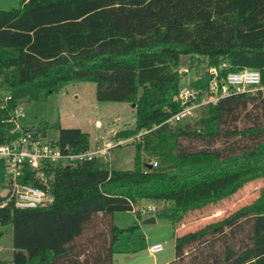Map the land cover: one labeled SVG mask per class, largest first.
Segmentation results:
<instances>
[{
	"label": "trees",
	"instance_id": "16d2710c",
	"mask_svg": "<svg viewBox=\"0 0 264 264\" xmlns=\"http://www.w3.org/2000/svg\"><path fill=\"white\" fill-rule=\"evenodd\" d=\"M185 55L208 65L187 84L178 70ZM212 66L221 77L258 69L261 88L166 122L184 87L205 94ZM78 81L95 82L99 101L135 105V127L115 134L135 138L134 166L115 170L95 157L28 169L24 179L54 199L18 208L0 193V223L15 226L9 264H114L115 245L140 227L144 202L174 224L170 264H264V0H21L0 10V127L12 126L3 117L24 100L44 101ZM37 128L57 130L55 141L75 152L91 147L80 128ZM8 140L0 132V144ZM260 180L256 198L221 215ZM125 209L135 210L134 226L116 225ZM185 227L198 228L179 233ZM26 233L36 241L20 243Z\"/></svg>",
	"mask_w": 264,
	"mask_h": 264
},
{
	"label": "rangeland",
	"instance_id": "374dc122",
	"mask_svg": "<svg viewBox=\"0 0 264 264\" xmlns=\"http://www.w3.org/2000/svg\"><path fill=\"white\" fill-rule=\"evenodd\" d=\"M21 0H0V10L19 9ZM207 62L202 58L192 59L190 56H182L178 70L185 77L184 84L199 76L207 69ZM209 70V69H208ZM4 93H0L3 95ZM21 108L26 117L20 120L22 126L38 127L45 122L50 125L57 122L65 128H80L90 135L91 148L97 145L105 146L111 142L114 147L103 159L115 170H129L134 166V145L132 140L119 144L115 138L116 132L122 129H132L136 125L135 105L127 102L99 101L96 97V83L92 81H78L66 83L58 92L50 95L44 101L24 100ZM201 114V113H200ZM199 114V116H200ZM198 116V117H199ZM6 120V117H3ZM96 121L102 126L96 127ZM193 121V120H192ZM0 132L9 133L6 128L0 127ZM20 131L14 134L17 137ZM55 139L57 130H50L47 134ZM263 181H254L246 185L231 200L227 202L221 215L251 202L259 194V188ZM0 193H7L5 169L0 166ZM152 203L144 202L142 210ZM154 216L152 212H143L139 222L135 210L125 209L115 212V223L120 227L134 226L139 222L140 227L133 232H125L115 245V264H170L175 259V227L168 218H157L156 222H144ZM198 227H185L179 231L184 233ZM14 224L2 225L0 223V259L9 264L14 253L15 239ZM27 234V233H26ZM35 236L23 235L20 243L30 244L35 242ZM161 243L163 250L152 253L150 246Z\"/></svg>",
	"mask_w": 264,
	"mask_h": 264
},
{
	"label": "built area",
	"instance_id": "2783aa9c",
	"mask_svg": "<svg viewBox=\"0 0 264 264\" xmlns=\"http://www.w3.org/2000/svg\"><path fill=\"white\" fill-rule=\"evenodd\" d=\"M224 62L221 67L226 66ZM212 78L208 89L201 97L200 90L184 87L176 96L180 110L172 115L166 122L175 123L184 118L194 119L199 116L205 106L217 104L221 99L237 93H254L261 88V73L255 68H244L238 71L229 72L225 77H221L216 66L209 68ZM11 99V95L6 100ZM22 103V102H21ZM21 103L6 116L5 122L12 125L9 130V140L0 144V166L5 169L7 199L12 201L18 208H35L46 205L53 201V194L24 179L28 169L40 170L47 164L59 166H76L85 160L95 157H105L112 147L111 142L105 146L97 145L84 151H73L70 144L61 145L43 134L37 127L22 126L20 120L26 117V113L21 108ZM96 127H101L100 121H96ZM20 134L15 137V132ZM135 140L134 137L119 140V144ZM157 166V162L153 163ZM155 206H149L141 210L142 212H154ZM152 253L163 250L161 243L150 246Z\"/></svg>",
	"mask_w": 264,
	"mask_h": 264
},
{
	"label": "water",
	"instance_id": "95a60500",
	"mask_svg": "<svg viewBox=\"0 0 264 264\" xmlns=\"http://www.w3.org/2000/svg\"><path fill=\"white\" fill-rule=\"evenodd\" d=\"M156 216H151L150 218L146 219L144 222H155Z\"/></svg>",
	"mask_w": 264,
	"mask_h": 264
},
{
	"label": "crops",
	"instance_id": "0c3cea01",
	"mask_svg": "<svg viewBox=\"0 0 264 264\" xmlns=\"http://www.w3.org/2000/svg\"><path fill=\"white\" fill-rule=\"evenodd\" d=\"M156 221H157V218H156ZM156 221H155V222H156ZM155 244H156V243H155ZM114 258H115V256H114ZM114 264H115V259H114ZM155 264H157V263H155Z\"/></svg>",
	"mask_w": 264,
	"mask_h": 264
}]
</instances>
